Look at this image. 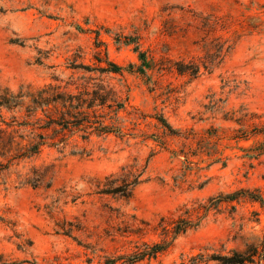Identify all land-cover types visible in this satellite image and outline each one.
Segmentation results:
<instances>
[{
  "label": "rangeland",
  "instance_id": "1",
  "mask_svg": "<svg viewBox=\"0 0 264 264\" xmlns=\"http://www.w3.org/2000/svg\"><path fill=\"white\" fill-rule=\"evenodd\" d=\"M117 3L142 6L139 10L141 13L146 12L148 17L144 20V31L128 24L132 29L131 35L117 32L112 36L110 25L125 27L127 22L120 23L118 19L110 17L107 23H97L89 27L90 19L83 18L81 24L76 25V31L80 33L79 38L84 44L77 47L70 70L83 69L89 73L98 71L109 84L112 81L126 80L127 91L123 96L114 87H106L104 83L97 84L94 88L112 90L117 102L123 106L119 111L121 115L125 111L139 110L145 98H148L150 104L160 102L154 99L157 96H166L167 100L173 101L165 110L157 111L152 108L151 111L142 113V120H147L145 128L151 130L150 144L155 146V151L149 153L150 158L155 157L154 167H168L171 155L179 151L184 163L188 165L184 170L185 174L196 171L207 177L198 186V191L208 200L217 198L210 194L213 182L224 178L229 180V187L232 189L227 194L247 191L245 195L252 193L264 201V68H248V53L260 44V29L264 26V4H260L259 0H171L163 4L162 0H101V4L105 6L103 12L106 15L116 12L113 5ZM158 4L162 6L157 7ZM242 4L245 7L242 8ZM144 5L147 7H143ZM2 12L3 9H0V13ZM2 19L3 16H0V20ZM150 20L157 28L155 36L146 34ZM227 46H231V50L221 61L219 59ZM136 47L140 52L146 53L154 66L146 78L139 76L140 73L137 72L140 61L139 54L134 50ZM207 56V61H219L214 69H221L223 66L224 74L234 68L244 71L249 76V79L241 81L244 91L238 96L233 95L236 89L228 91L226 81L221 78L220 73L201 70L199 76L189 79L179 76L172 68L176 62L198 63ZM6 58L5 52L0 48V63ZM251 59L257 60L258 56ZM107 61L121 67L123 73H103L102 69H106ZM36 64L42 65V61L36 60ZM181 83L193 85L192 90L185 92L183 96L173 87V84ZM149 84L152 86L149 87ZM0 88L11 91L3 83H0ZM113 109L118 110L116 107L105 110ZM5 118L7 122L11 121L8 114ZM159 120L167 123L173 131L166 130ZM8 133L0 139V143L3 142L5 146L9 145ZM151 137H156L159 142ZM22 160L35 164L31 169L32 176H39L41 180L52 176L58 168L50 158L49 146L42 147L36 157ZM64 167L71 169L79 168L80 165L70 161ZM142 179L147 182L150 177ZM206 185L210 187L205 188ZM52 189L51 182H34L31 178L26 180L19 208L20 214L29 222V227L23 232L15 231L20 226V221L5 220L0 216V255L16 264H93L94 246L86 244L80 238L90 228L87 214L79 212L78 200L74 198L65 203L63 216L53 220L52 213L44 211L47 205H43L41 201L44 193ZM2 195L3 192H0V196ZM99 195L104 200L118 199L115 195ZM171 204L168 199H162L159 211L168 212ZM219 207L221 211L227 212L229 218L238 219L240 223L238 229L231 234L228 248L225 249L223 244L217 243L216 251L211 252L208 257L210 261L228 254L230 250L244 252L248 246L257 244L260 240L249 229L255 227L259 232L264 228V208L258 203L244 200L239 204L224 203ZM118 212V209L111 208L109 204H102L100 207L102 216L108 217L105 224L113 218L119 220ZM150 212L149 207L147 213L141 212L140 215L132 216V221H138L139 226L121 221L113 224L111 229H104L109 247L101 249V252L114 251L118 241L135 246L127 254L118 256L116 261L111 256L104 257L103 264H117V261L129 264L133 252L141 250L145 245L162 242L160 236L169 234L173 224L183 217L170 219L168 215H161L159 221L153 224ZM6 230L8 235H5ZM157 231L159 236L156 235ZM219 239L220 236L216 234L188 236L186 233L176 238L178 243L173 246L172 242L155 259L134 264H193L194 261L202 259L199 249H208L206 241L218 242ZM137 241L140 243H135ZM96 264L100 262L97 261Z\"/></svg>",
  "mask_w": 264,
  "mask_h": 264
},
{
  "label": "clouds",
  "instance_id": "2",
  "mask_svg": "<svg viewBox=\"0 0 264 264\" xmlns=\"http://www.w3.org/2000/svg\"><path fill=\"white\" fill-rule=\"evenodd\" d=\"M169 2L171 0H162V4ZM259 3L264 4V0H259ZM104 7L101 0H0V9H3L0 13V16H3L0 20V37H2L0 48L7 57L3 63H0V83L10 88L13 94L21 93L19 96L21 106L10 112L8 117H15L17 124L22 120L30 122L29 127L16 129L11 144L5 146L0 143V192H3L0 196V216L5 220L20 221V226L15 231L23 232L29 227V222L20 214L19 208L26 180L31 178L34 182L37 180L41 183L51 182L53 189L41 197L42 204L47 205L44 211L51 212L53 220L59 219L64 214L62 210L65 203L74 198L78 200L79 212L87 214L86 219L90 225L89 230L82 233L80 238L86 244L94 246L93 264L97 261L103 264V259L107 256H111L116 261L118 256L134 249V244L118 241L114 251L101 252V249L109 247L104 229H111L113 224H119L121 221L139 226L138 221H132V216L140 215L141 212L147 213L149 207L153 224L159 221L161 215H168L170 219L183 216L185 222L180 225L182 233L186 232L188 236L202 233L219 235L218 242H205L208 244V249H199L202 259L193 262V264H218L217 261H210L208 257L211 252L216 251L217 243L223 244L225 249L228 248L231 234L238 229L240 223L238 219L229 218L227 212L221 211L219 207L223 199L220 194L227 195L232 190L229 187L230 182L224 178L214 181L210 194L218 199L209 201L198 191V186L207 177L201 176L196 171L185 174L184 170L188 165L184 163L179 151L171 155L168 167L160 169L153 166L155 157L150 158L149 153L155 151V146L150 144L151 130L145 128L147 120H142V113L151 111L152 108H156L157 111L167 109L173 101L167 100L166 96L154 97L160 101L156 104L148 103V98H145L139 110L125 111L123 115L116 109L112 111L93 109L97 115L92 117L90 113H86L89 115L88 121L82 126H72L73 131L67 136L60 131L56 123H52L50 127L56 129V135L53 137L50 132L47 137L49 155L58 165L52 176L42 180L39 176L33 177L31 169L35 164L17 158L20 153L27 151L26 146L36 143L39 129L47 124L49 119L59 120L61 115L64 116V121L82 119L79 113L85 112L87 107L83 101L91 100V97H81L80 100L67 98L59 100L56 98L57 92L71 90L76 95L85 90H93L95 85L100 83H104L106 87H114L121 96L127 91L126 80L112 81L109 84L98 71L89 73L83 69L71 71L69 68L73 63L72 57L77 47L84 44L79 38L80 33L76 31V25H80L85 17L90 19L89 27L97 23H107L110 17L118 19L120 23L126 21L125 27L110 25L112 36L117 32L131 35L132 29L127 26L128 24L144 31V20L148 17L146 12L141 13L139 10L142 6L117 3L113 5L117 11L109 15L103 12ZM241 7L245 5L242 4ZM260 32V44L248 53L249 69L264 68V26L261 27ZM146 34L152 36L157 34V28L153 26L151 20L147 25ZM253 56H258V59L252 60ZM36 60L42 61V65H37ZM208 68L214 74H221V78L226 81L228 91L236 89L233 95L238 96L244 91L241 81L249 79L244 71L234 68L224 74L223 66L221 69H214L213 65L209 64ZM90 77L91 82H89ZM48 84L56 87L41 92L40 89ZM236 85L239 87L237 88ZM151 86L149 84V87ZM173 87H176L183 96L185 92L192 90L193 85L181 83L173 84ZM111 102L115 103V98H112ZM25 109L29 110L28 116L24 114ZM62 126L63 123L60 124V127ZM83 137L86 139H82ZM151 139L157 140L156 137ZM53 144L55 147H51ZM70 161L78 163L80 167L71 169L64 167ZM149 177L147 182L142 179ZM208 187L210 186H205ZM104 192H111L118 199L104 200L99 195ZM162 199L172 202L166 213L159 211V203ZM102 204H109L111 208L118 209L119 220L113 218L105 224L108 217L100 213ZM201 206H203V215ZM244 223L246 224L247 221ZM249 231L252 235L264 239V228L258 232L253 227ZM5 235H8L7 230ZM156 235H160L159 231ZM113 239H115L114 233ZM160 239L173 241V246L178 243L170 233L160 236ZM0 264L4 262L0 261ZM117 264L121 262L117 261Z\"/></svg>",
  "mask_w": 264,
  "mask_h": 264
},
{
  "label": "trees",
  "instance_id": "3",
  "mask_svg": "<svg viewBox=\"0 0 264 264\" xmlns=\"http://www.w3.org/2000/svg\"><path fill=\"white\" fill-rule=\"evenodd\" d=\"M135 52L139 54L138 59L140 61V67H138L137 72L140 73L139 76L145 77L148 72L152 71L154 69V66L150 60L146 57V53L144 51H139V49L136 47ZM231 50V46H227L224 53L219 52V54H222L221 58L219 60L222 61V58L229 54ZM207 57L203 58V61L201 62H176L173 64L174 71L182 77H188L189 79H194L201 73V70L205 72H211L209 71L208 65L211 64L213 67H217L219 64V61H207ZM219 58V57H218ZM205 60L207 62H205ZM220 61V62H221ZM106 69H102L103 73L108 74H122L123 69L111 62H106ZM56 86H53L52 84H49L46 87H43L40 89L41 92H46L48 89L54 88ZM21 95L20 92H17L15 94L12 93V91L8 90L7 88H0V139L1 137L5 136L4 134L6 132H9L7 135V138L9 140V144L13 142L16 134V129L21 127H29L30 122L29 120H22L20 123H16V118L12 117L10 122H7L5 115L9 114L10 112L18 109L21 104L19 102V96ZM38 95V93H37ZM81 97H91V100L85 99L83 103L87 105L85 112L79 113V115L82 117L80 120H73V121H64V116L61 115L59 120H52L49 119L48 123L39 129L38 132V139L36 143L32 144L31 146H26L27 151L20 153L17 157L18 159H32L36 157L39 153L42 147H48V140L47 137L49 133L51 132V135L54 137L56 135V129H52L50 125L52 123H56L57 127L64 133L65 136L70 135L73 131L72 126H82L85 122L88 121L89 115L86 113H90L92 117H95L97 115L96 111H93V109H106L111 110L112 108L116 107L118 110L121 111L123 109V106L117 102L115 99V103L111 102L112 98H115V95L112 90H108L107 88H97L88 91L85 90L84 92L78 93L74 95L70 91L64 92L60 91L56 93V98L59 100L62 99H76L80 100ZM25 116L29 115V110L25 109ZM162 126L169 130V132H172L173 130L171 127L165 123L162 120H159ZM63 123V126L60 127V124ZM106 130V129H105ZM23 139V137H21ZM82 139H86V137H83ZM61 142H63L61 138ZM3 143V142H2ZM4 144V143H3ZM5 145V144H4ZM51 147H55V145H51ZM118 191V190H117ZM245 192L247 191H239V192H232L227 195L222 194L221 197L223 198L220 202V205L222 204H230V203H237L239 204L242 201H249L252 203H258L261 205L262 208H264V201L263 199L258 196L250 193V195H245ZM106 195H114L111 192H104ZM213 199L218 198H211L209 201ZM219 205V206H220ZM203 208V207H202ZM184 217L179 218L172 226L171 234H173V239L186 234V232H181L180 225L184 223ZM173 241H165L162 240L160 243H151L149 245L143 246L141 250H137L133 252L130 255L129 264H134L136 262H141L143 260H151L155 259L157 256H160L163 254L171 245ZM0 261H3L4 264H16V263H10L8 260H5L3 258V255H0ZM214 261H217L218 264H264V239H260L257 244L250 245L247 247V249L244 252H237L230 250L228 254L224 256H220L218 258H215Z\"/></svg>",
  "mask_w": 264,
  "mask_h": 264
}]
</instances>
